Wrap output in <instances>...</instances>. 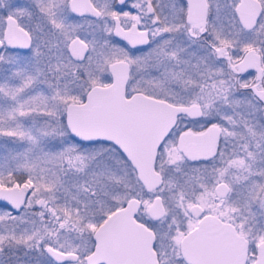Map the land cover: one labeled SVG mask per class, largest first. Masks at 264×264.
I'll return each instance as SVG.
<instances>
[{
	"label": "snow or ice",
	"instance_id": "6c2138e0",
	"mask_svg": "<svg viewBox=\"0 0 264 264\" xmlns=\"http://www.w3.org/2000/svg\"><path fill=\"white\" fill-rule=\"evenodd\" d=\"M0 139V264H264V0H0Z\"/></svg>",
	"mask_w": 264,
	"mask_h": 264
},
{
	"label": "flooded vegetation",
	"instance_id": "af4514ba",
	"mask_svg": "<svg viewBox=\"0 0 264 264\" xmlns=\"http://www.w3.org/2000/svg\"><path fill=\"white\" fill-rule=\"evenodd\" d=\"M21 2H23V0H21ZM117 39H119V38H117ZM3 143H5V140L0 139V144H3Z\"/></svg>",
	"mask_w": 264,
	"mask_h": 264
}]
</instances>
